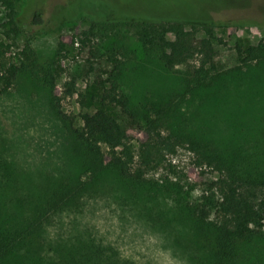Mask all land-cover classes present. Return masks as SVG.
<instances>
[{
	"label": "trees",
	"instance_id": "trees-1",
	"mask_svg": "<svg viewBox=\"0 0 264 264\" xmlns=\"http://www.w3.org/2000/svg\"><path fill=\"white\" fill-rule=\"evenodd\" d=\"M0 8V99L22 77L39 84L67 133V163L76 165L28 172L0 143V264H136L78 223L66 235L48 234L58 216L82 213L104 192L125 207L140 206L153 227L166 220L191 264H264V42L237 41V63L223 68L213 28L91 21L61 35L54 58L42 63L25 37L17 0H0ZM44 15L35 10L30 25L42 26ZM130 33L134 48L121 43ZM146 66L171 75L175 85L135 99L124 78ZM75 95L80 113L68 114L62 102ZM182 149L193 156L188 175L167 158ZM163 167L177 181L148 179ZM205 169L216 178L204 182ZM155 200L172 201L187 233Z\"/></svg>",
	"mask_w": 264,
	"mask_h": 264
},
{
	"label": "rangeland",
	"instance_id": "rangeland-1",
	"mask_svg": "<svg viewBox=\"0 0 264 264\" xmlns=\"http://www.w3.org/2000/svg\"><path fill=\"white\" fill-rule=\"evenodd\" d=\"M37 9L45 11L44 24L33 27L30 20ZM17 10L25 37L33 40V47L42 63L54 58L61 35L72 28L87 29L91 21L116 25L178 21L199 30L213 28L218 62L223 68L237 63L234 51L237 41H243L245 46L264 42V0H17ZM3 19L0 8V22ZM128 38L121 43L134 48L131 33ZM19 43L21 45L23 41ZM133 61L142 67L139 60ZM66 65L72 67L69 62ZM144 71L124 78L126 91L135 99H142L148 91L164 93L175 85L171 75L162 74L154 66H146ZM66 81L67 76L63 75L58 80V87L63 89ZM84 88L85 84L79 83L76 91L81 92ZM76 99L77 95L63 100L64 112L80 113ZM1 142L5 144L7 158L25 171L76 169L75 164L67 163L71 150L61 120L49 105L45 90L28 77H22L0 99ZM167 158L187 175L194 167L193 156L184 149ZM205 171L204 182L216 178L210 170ZM200 172L195 170L196 178L200 177ZM166 177L177 181L164 167L152 172L148 179L165 183ZM195 182L193 178L188 180L190 184ZM181 184L190 190L186 181L182 180ZM120 192L123 193L122 190ZM193 194L195 198L199 197L201 188L197 187ZM111 195L104 192L88 200L78 215L58 216L55 224L47 228L49 236L66 235L73 228V223H78L79 228L90 229L95 237L115 247L123 258L136 264H191L173 243V228L167 225L166 220L161 219L153 227L142 219L140 206L125 207L116 203ZM157 204L170 222L171 219L176 220L174 226L187 233V221L179 222L178 211L171 200H155L153 206Z\"/></svg>",
	"mask_w": 264,
	"mask_h": 264
}]
</instances>
